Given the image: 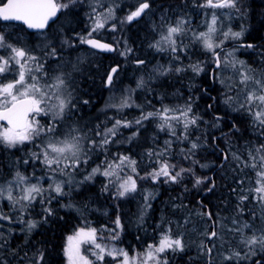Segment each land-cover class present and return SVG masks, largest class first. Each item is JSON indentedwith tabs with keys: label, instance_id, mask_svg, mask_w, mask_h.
<instances>
[{
	"label": "trees",
	"instance_id": "obj_1",
	"mask_svg": "<svg viewBox=\"0 0 264 264\" xmlns=\"http://www.w3.org/2000/svg\"><path fill=\"white\" fill-rule=\"evenodd\" d=\"M147 1L150 2V8L146 14L153 12V19L145 17L135 22H128L125 17L138 6V0H75V3L70 4L69 8L62 11L61 17L58 19L62 20L64 17V23L60 26L62 29L60 35L71 36V38L70 42L61 46V53L68 52L69 47L72 49L71 40L74 35L80 32L86 33V24L91 17L90 11L96 6H98V10L116 7L118 22L115 25L119 28L117 27L115 32L106 37L116 44L117 49L114 53L100 54L96 52V55H93L89 61L82 65V69L75 70L73 73L74 79L69 84V91L72 93L76 107L66 113L65 121H62L57 127L62 128L65 124L67 127L75 123L80 129L81 135L86 133L89 137L98 140L99 137L94 136L95 131H104L105 127L113 124L116 115H119L114 113L116 112L114 110L106 112L101 110L113 84L116 82L118 87L134 86L144 80V86L134 93V104L126 108L123 117L128 121H135L140 118L142 111L144 113L155 111L169 103H176L178 107L184 106L191 99L193 113L201 117V120L196 126L189 128V140L197 142L200 147L189 159H185L186 151L182 150L188 149L190 143L175 140L169 131H161L158 128L159 121L157 123L156 119H150L143 121L137 127L141 128L139 136L129 145L122 144L115 148L114 142L104 149L89 150V141H83L88 163L81 166L86 170L104 157H111L113 149H118L120 152L123 149L124 153H131L138 158V173L143 177L146 172L158 167L155 163L156 158H150L147 153L149 151L159 152L165 147V141L171 140V149L167 159L179 167L191 169V172H186L177 183H165L163 177L155 182L151 179H137L138 190L152 187L158 193L149 208L150 217L142 226H138L136 222L138 218L135 209L140 204L139 199L133 196L117 197V187L112 185H109L108 190L104 191V186L108 184V181L102 175H97L93 180L82 182L72 189L69 188L68 195L55 196L57 199L52 200L51 204L44 203L42 205L40 202L35 205L32 211L33 218L40 220L39 226L30 234L22 232L11 238L8 237L7 241L0 245V262L2 264H28V262L36 264L41 253L43 260L39 261V264H68L64 247L67 237L72 235L76 228L86 222L96 228H102L104 225H110L109 223L120 214L130 227L129 236H125L124 239L135 242V248L142 247L141 243L158 240L160 233L166 230L170 216L174 218L191 213L209 218L203 213L210 211L212 216L209 219L214 222L213 227L220 228L221 218L225 215L237 214V217L242 215L253 223H257L256 220H260L264 215V209H262L263 213L257 215V212H260V204L251 195L242 204L238 199L241 194H247L250 188L255 187L254 171L243 167L242 161L248 159L249 147L264 143V139H261L259 135L264 129L254 124L249 113L241 109V104L234 99L237 92L236 87L227 86L218 81L215 74L212 76L215 65L211 64L210 57L204 49L198 44H193V49L183 54L185 71H171L167 74H158L157 80L148 79L150 73L149 77L152 78L153 67L157 69L160 66L167 67L171 64L169 62L171 54L167 51L161 52L153 47L154 40H157L159 35V28L163 27L159 13L163 11L175 13V8L184 11L190 9L197 11L199 5L195 6L193 0ZM63 2H68V0H63ZM259 7L257 6L256 11L259 16L254 19L258 29L262 24L260 15L264 16V7ZM55 26H57V22L51 25L50 31H54ZM256 32L258 31L255 29L254 33ZM118 45L120 47L127 45L131 52L125 57L120 56ZM65 47H67L66 50ZM84 47L87 46L84 45ZM45 51L43 55L47 54L50 48ZM243 55L251 64H260L259 68L264 71V50H250ZM178 58L175 59L176 63L182 61V58ZM137 60H143L145 63L138 64ZM198 61L203 62L205 71L196 75L188 66ZM46 64L49 62L47 61ZM116 65H119L120 69L112 84L108 85L107 76ZM176 67H178L177 64L172 68ZM137 77L139 78L137 79ZM227 97H232L231 103H225ZM85 100L88 101L87 104L83 103ZM217 116L221 117L218 127L215 126L217 124L215 117ZM44 124L47 126L49 123ZM233 124L236 125L238 131L232 128ZM131 130L133 131V129ZM131 130L125 132L130 133ZM176 132L178 136L181 135V128L177 127ZM117 135H121V133L118 132ZM113 140L118 139L114 137ZM28 155L29 153L26 151L8 150L5 147H0V181L8 174L11 163L18 161H21L18 163H24L28 159ZM225 155L228 156L227 160H224ZM233 156H239L240 160L233 159ZM30 160L32 159L29 158L28 162ZM36 163L38 165V162ZM202 165H206V167H202ZM197 177L209 179L194 186ZM213 185L215 186L213 187ZM209 188L212 190L209 191ZM62 205H71V207H62ZM45 207H51L53 214L45 216L43 211ZM101 233L98 232V237ZM258 253L255 262L264 264V249ZM193 254L194 252L188 249L185 252L171 253L166 257L168 264H201L203 261L193 259ZM208 264L214 263L209 260Z\"/></svg>",
	"mask_w": 264,
	"mask_h": 264
},
{
	"label": "snow or ice",
	"instance_id": "obj_2",
	"mask_svg": "<svg viewBox=\"0 0 264 264\" xmlns=\"http://www.w3.org/2000/svg\"><path fill=\"white\" fill-rule=\"evenodd\" d=\"M75 3V0H0V20L3 21H22L29 29L44 30L49 26V21L54 20L57 17V13L64 9L69 8L70 4ZM238 0H205L201 7L211 9H235L237 7ZM150 8V4L147 0H138V6L134 11H131L125 17L128 22L140 17ZM113 16V9H108L107 12H97L96 8L92 9V28L88 32L86 37L77 36L82 44H88L94 49L102 51H115L112 45L103 43L98 39L92 38L94 32L99 31L105 27L106 22ZM217 16L212 14L210 23L207 25L206 32H199L194 36V39L199 41L203 48L212 54L214 63L217 69L222 65L231 63V66L239 73V83L247 88V85L251 83L253 87L251 90H245L244 103L240 105L241 109L246 110L252 117L253 123L257 124L261 129H264V80L255 79V77L248 74V71H241L236 67L237 62L229 61L227 57L222 61L217 49L223 46L224 40L229 38L235 40L242 34L241 32H232L231 30L223 33V40L219 43H215L213 40V34L216 33ZM186 21L179 19L174 25L164 28V35L160 37V40L156 42L153 47H156L159 51L166 50L161 45H167V50H170L175 54L178 50L183 51V48L177 46V38L184 32V25ZM115 26H113L114 30ZM67 43V41H65ZM251 48L253 45H247ZM48 48V45H45ZM0 49H6L7 54L0 56V75L9 70V66H17V78L11 82H0V143L6 147H15L17 145L25 144L26 142L34 143L37 139L41 141L38 145V151L31 153V159L39 161L45 169L51 174L49 179L51 183L47 188L37 183H31V179L34 177H28L16 172L11 181L5 184H0V198L7 199L11 202L13 209H18L19 212H24L32 205L38 197L40 202L51 204V201L56 197L49 195L46 199L44 194L55 193L56 196L68 195L64 191L65 186H71L73 183L72 173L78 171L82 164L88 163L87 152L85 151V140L89 141L88 149L106 148L110 143H114V137L117 136L121 127L128 128L132 124L141 125L143 121L150 119H158L160 123L158 128L161 131H169L171 136L177 141H188L190 147L186 150L185 159H189L194 154L195 150L200 147L197 142L189 140L188 130L190 127H194L201 120V117L193 113L192 101L189 99L184 106L170 108L162 106L155 111H149L142 114L139 119L135 121H127L116 119L110 128H106L104 131L96 130L94 133L95 139L89 137L86 133L81 135L80 129L70 127L67 133L61 136L57 135V125L65 119L66 111L70 112L71 109L76 107L73 102L72 93L68 91V81L70 80L71 73H60L54 77V82L51 84H44L41 86L40 78L36 75H32L35 72H42L43 65L38 62V57L32 55L30 50L24 48H17L11 44L5 42V36L0 33ZM131 52V49H126L121 55H127ZM50 57L57 56V50L51 48L47 53ZM234 53H228V57L233 56ZM177 59H179L177 57ZM138 64L143 65L145 61L137 60ZM241 67L244 66V62L240 61ZM31 65H35L33 68ZM188 67L197 75L203 71L200 63L189 65ZM73 70H76L73 65ZM184 68L176 67H163L157 68L155 71L163 73L175 71H184ZM117 69L113 68L111 73H116ZM46 75V74H45ZM31 81L29 83L28 81ZM113 81V75L108 74L107 84L111 85ZM145 81L141 80L137 87L144 86ZM130 97H124L119 105H112L117 110H122L125 107H130ZM232 97H227L225 103H231ZM87 104L88 101H83ZM139 107V106H138ZM209 107H212L209 105ZM51 115L52 122L47 126L41 125L40 121L36 119L39 115ZM70 118V117H69ZM221 117H215L217 121L216 127L219 126V120ZM177 127L181 128V135H177ZM232 128L237 130L236 125L233 124ZM137 133H133L129 140L134 138ZM261 139H264V131L259 133ZM172 141H165V147L159 152L149 151L147 155L155 157V163L158 167H154L152 171L146 172L143 177L139 175L136 168V160L127 155L117 154L113 156L111 161L107 159L102 161L100 165H97L91 170V172L84 177L85 181L91 180L97 174H100L106 178H109L108 184L104 186V191H107L109 185L116 186V196L123 197L128 193L135 192L137 190V179H151L152 181H159L162 177L165 183H177L183 177L186 172H191V169H185L179 167L177 164L171 163L167 156L171 149ZM248 159L242 161V166L250 168L254 171L255 187L250 188L247 194H241L238 199L241 204L249 199V195L252 196L259 204L264 206V143H260L257 146L248 148ZM225 160L228 156L225 155ZM233 159L240 160L239 156H233ZM25 164L28 161H24ZM179 167V170L177 168ZM206 167V165H202ZM103 169V170H102ZM125 169H129L133 175H127L122 178L120 173ZM67 177V179H59L56 177ZM135 177V178H134ZM209 178L197 177L195 179L194 186L204 183ZM243 183V181H241ZM215 185H213L214 187ZM14 187L18 189V195L13 194ZM209 191L212 189L209 188ZM147 199V198H146ZM147 206V205H146ZM62 207H71V205H62ZM239 209V205L237 206ZM45 216L53 214L51 207H45L43 209ZM242 211V209H240ZM211 218L212 213L209 211L203 213ZM12 217L0 213V220L12 221ZM21 223L26 225L27 232H31L37 227L38 221L30 220L23 221ZM235 224L236 221H233ZM116 229L122 228L120 218L114 222ZM243 228H251L250 225L245 224ZM242 227H236L234 231L240 235L241 244L248 248V252L243 255L239 251H232L229 255L223 257L225 261H239L241 259H248L252 255H255L257 248L264 249V230L259 234L253 232L250 236H245ZM98 230L97 228L88 226L79 227L72 235L67 237L66 245L64 247V254L67 257L68 264H95V262L104 261L105 256L112 257L115 264H168V258L164 255L168 252H183L185 248L184 241L181 236H173L171 228L160 233L158 240L154 243L147 245L146 249L142 252H137L130 255L128 251L111 247L98 243ZM0 233V237H2ZM218 234L216 231L209 233V237H216ZM119 233L113 229L111 239L117 240ZM89 244L94 246V251L90 254L94 257V260L88 258V256L82 253V245ZM210 253L212 249H207ZM43 260V254L37 258L36 264ZM2 264V262H0Z\"/></svg>",
	"mask_w": 264,
	"mask_h": 264
},
{
	"label": "rangeland",
	"instance_id": "obj_3",
	"mask_svg": "<svg viewBox=\"0 0 264 264\" xmlns=\"http://www.w3.org/2000/svg\"><path fill=\"white\" fill-rule=\"evenodd\" d=\"M205 0H193V4L195 6L199 5L198 10H181L179 8H175L174 12L175 13H167V12H160L159 17L160 21L162 22L163 27L159 28V35L157 37V40H154V45L156 44L157 41L160 40V37L164 35V28L170 25H174L177 20L183 19L186 21L184 25V32L179 35L177 38V46L179 48H183V51H177L175 54H173L170 50H167V45H161L164 47L166 50L161 51V52H168L170 55V65L167 67H173V65H176L180 68H183L184 65V57L183 54L187 53L189 50L193 49V44H198L202 48V44L194 39V36L198 34L199 32H206L207 31V25L210 23L212 14L215 13L217 16V24H216V33L213 34V40L215 43H219L221 40H223V33L231 30L232 32H241L243 31V34L238 38V39H231L229 38L228 40H224L223 46L219 49H217V52L220 51V56L222 61L225 59V57L228 58V60L235 61L237 62L236 67L239 68L241 71L245 70H250L248 71V74L255 77V79H260L264 80V71L261 70L259 67L258 63L255 65L251 64V62L244 57V53L249 52V48L242 47L237 45L238 42H242L246 39L250 27H249V22H248V16H249V10L244 9V6L240 5L237 3V6H241L242 9L237 11L235 9H211V8H206V7H201L203 5ZM97 12L103 11L107 12L108 9H113V16L111 19H109L105 27L103 29H100L97 32H94L92 35H102L103 37H107L110 33L115 32L116 28L119 26H116L118 22V15L116 13L117 8L116 7H109L106 9H100L98 10V6L95 7ZM93 9V8H92ZM135 8L132 9L134 11ZM196 12V13H195ZM90 16H92V11H90ZM146 19H153V12H148L146 16L144 15L143 18ZM142 18V19H143ZM168 18V19H167ZM166 20L167 23H166ZM140 21V20H139ZM64 23V17L61 20L57 21V26H55L54 31H49V32H42V33H36L35 35H28L25 31L24 26L18 24V23H3L0 21V33H2L5 36V42L7 44H11L14 47L17 48H24L26 50H30L32 55H35L38 57V62L43 65V70L42 72H33L32 75H36L38 73V77L40 78V84L43 86L44 84L48 83L51 84L54 82V77L60 73H71L70 80L68 81V91H69V84L72 83L73 81V73H75V70H73V65H75L76 70L82 69V65L89 61L93 55H96L97 53L88 47L87 44H82L79 39H77V36H82L86 37L88 35V32L91 31L92 28V20L89 18V21H87V28H86V33H77L72 37V49L69 47L68 52H63L61 53V46L65 44V41L70 42L71 36H65V35H60V31L62 30L60 26ZM160 24V23H159ZM161 25V24H160ZM113 26H115L113 30ZM25 30V31H24ZM82 34V35H81ZM116 34V33H115ZM61 40V42H59ZM124 40V39H123ZM45 45H48V48H55L57 50V56H60V59H55L54 57H50L47 54L43 55V52H46ZM84 45H87V47H84ZM128 48L127 45H122L121 47L118 45V51L120 56H126V55H121L122 52H125L126 49ZM67 47H65V50ZM204 49V48H203ZM205 53L210 57V62L212 65H215L214 63V58L211 53H209L207 50H205ZM228 53H234L233 56L228 57ZM7 50L6 49H0V56L6 55ZM128 54V53H127ZM67 55V56H66ZM70 55V56H69ZM56 56V57H57ZM262 56V55H260ZM176 57L182 58V61H179L178 63L175 62ZM263 57V56H262ZM203 59V58H202ZM257 59V58H256ZM260 60V58H258ZM49 62V64H46V62ZM240 61L244 62V66L241 67L239 64ZM203 68V71L200 73H203L205 71V66L202 61H198ZM192 65V64H191ZM258 65V66H257ZM33 68H35V65H31ZM14 67V68H12ZM165 67V68H167ZM152 68V67H151ZM13 69L14 74L12 72V76H10V71ZM153 73H152V78L148 76V79H154L157 80L158 74H161V72H157L156 67H153ZM17 71L18 67L17 66H9V70L6 71L4 74H6V77L8 79L2 80L1 78L4 76V74L0 75V82L2 83H7L11 82L13 79L17 78ZM185 71V70H184ZM183 72V71H181ZM168 73V72H167ZM163 73V74H167ZM46 74V75H45ZM196 74V73H195ZM197 75V74H196ZM199 75V74H198ZM215 77L218 81L223 82L227 86H235V90L237 91L235 93L234 99L239 103L242 104L244 103V95L243 92L245 90H251L253 85L249 83L247 85V88H245L244 85H241L239 83L240 76L239 73L236 71L231 66V63H228L226 66L222 65L221 68L216 69ZM135 78V77H134ZM139 77H137L138 79ZM31 83V81H28ZM138 85V84H137ZM137 85L134 86H124V87H118L116 85V82L113 84V87L110 89V93L108 95V98L105 102V105L102 107L101 110H114L116 114H119L118 116L116 115V119L120 120H126L125 117H123V114L126 110L125 107L122 110H117V108L112 107V105H119L124 97H130L129 103L131 106L134 104L135 97L134 93L136 90H138L140 87H137ZM167 107L170 108H175L178 107L176 103H169L166 105ZM181 107V106H179ZM67 113V111H66ZM113 113V115H114ZM114 120V119H113ZM65 121V119L63 120ZM128 121V120H127ZM158 123V119H156ZM43 123H51L52 122V117L51 115H47L44 117L42 120ZM68 122V121H67ZM160 122V121H159ZM45 126V124H43ZM114 123V121H113ZM112 125L105 127L110 128ZM70 127H75V123L69 125L66 127V124L64 127H57V135L61 136L62 134L67 133L70 129ZM139 126H131L128 128L121 127L119 129V132L121 135H117L116 138L118 140H115L114 146L117 148L118 146L122 144H130L133 142L138 136L141 128H137ZM133 129V131L131 130ZM126 130H131L130 133H126ZM133 133H137V135L129 140V137L133 136ZM172 138V137H171ZM41 141L37 139L34 143L28 142V159L31 157L32 152L38 151V145H40ZM19 147V145L15 146V148ZM117 154H122V155H127L131 157L132 159L136 160V168L137 172L139 169V161L138 158L134 157L131 153H124L123 149L121 152L118 149H113V155L109 158H103L101 161L97 162L94 164L92 167H89L85 170L83 166H80V169L78 171H75L72 173V180L73 183L72 185L65 186L64 191L67 193L69 191V188L72 189V187H77L79 184L82 182H87L84 180V177H86L93 168H95L97 165H100L102 161L108 160L111 161L113 156ZM28 159H26L28 161ZM25 160V161H26ZM33 161V162H32ZM21 162V161H18ZM14 162L11 163V167L8 170V174L5 176L3 180L0 181V184H5L8 181H11L12 178L15 176L16 172L19 171L25 176L28 177H34L31 179V183H37L39 181L40 185L43 186L44 188L48 187V184L51 183V179H49V176L51 175L47 169L43 167V165L39 161H34L30 160L27 164L25 163H18ZM38 162V165L37 163ZM24 167V168H23ZM84 168V170H82ZM103 170V169H102ZM10 172V173H9ZM77 172H82V173H77ZM100 175V174H97ZM96 175V176H97ZM122 178H125L127 175H133L129 169H125L124 172L120 173ZM94 176V177H96ZM94 177L91 179L93 180ZM106 178V177H105ZM57 180L59 179H67V177H56ZM88 180V181H91ZM108 181L109 178H106ZM13 194L18 195V189L14 187L13 189ZM56 196L55 193H45L44 197L45 199L49 196ZM158 193L156 190H154L152 187H145L141 190H136L135 192H131L126 194L125 196H133L139 199L140 204L137 206V209L135 211L137 212V218L138 221V226H142L146 223V220L150 217L149 212H150V207L152 201L157 197ZM66 196V195H63ZM127 198V197H126ZM147 198V199H146ZM40 197H38L35 201H33L32 205L28 207V209L24 212H19L18 209L14 210L13 206L10 201L4 198H0V213H3L4 215L11 216L13 219L12 221H6V220H0V233H2V237H0V245L3 244L4 242L7 241L8 237L11 238L15 235H19L20 233H25L28 234L25 229L26 225L24 223H21L20 220L21 218L23 221H30V220H36L38 221V225L40 224V220H37L33 218L32 211L35 207L36 204L40 203ZM57 197L53 200H56ZM52 202V201H51ZM147 205V206H146ZM260 212H257V215L263 213L264 206L260 204L259 206ZM40 215V214H39ZM40 217V216H39ZM120 218V222L122 225V228L116 229V226L114 224L115 220L111 221L109 224L110 225H104L102 228H98L99 230H102L100 232L101 235L98 237L97 242L101 243L102 245H106L108 248L111 247H116V248H121L129 252L130 255H133L137 252H142L144 249H146L147 245L150 243L156 242V239L150 241L149 243H141L142 247L140 248H135V242L133 241H127L124 239V237H128L130 233V227L128 224H126L123 216L120 214L118 216ZM233 221H236L234 224ZM257 223H253V221L246 219L244 216L239 215L237 217V214L235 215H225L221 218V225L219 227H213L214 222L211 221L209 218H205L202 215L198 214H184L183 216H176V217H169V222L167 224L166 230L171 228L173 236H181L185 248L184 251L190 249L194 252L193 254V259L197 260H202L201 264H208V261L210 260L214 264H223L227 263L229 261H225L223 259L224 256L229 255L232 251H239L243 255L244 253L248 252V248L244 247L241 244V237L239 234H237L234 229L236 227H242L245 224H248L251 226V228H243V233L245 236H250L255 232L256 234H259L262 230H264V215L259 219L256 220ZM87 224L88 226L96 228V226L91 225L90 223H84L81 224L79 227L85 226ZM36 227V228H37ZM78 227V228H79ZM34 228L30 233L34 232L36 230ZM78 228H76L74 231H76ZM115 229L119 233V237L117 240H112L111 235H112V230ZM212 231L217 232V236L210 238L209 233ZM29 233V234H30ZM228 241V242H227ZM132 242V243H130ZM207 249H212V251L209 253ZM94 246L85 244L83 246V251L82 253L86 256H88L89 259L94 260V257L90 254L92 251H94ZM262 250L260 248H257L255 250V255H252L248 259H241L239 261L233 260L229 263H238V264H254L255 260L257 259L259 255V251ZM173 254V252H168L165 253L164 255H170ZM32 260V259H31ZM28 264H30L28 262ZM95 264H115V261H113L112 257L105 256L104 261L102 262H95ZM197 264V263H193ZM200 264V263H199Z\"/></svg>",
	"mask_w": 264,
	"mask_h": 264
},
{
	"label": "flooded vegetation",
	"instance_id": "obj_4",
	"mask_svg": "<svg viewBox=\"0 0 264 264\" xmlns=\"http://www.w3.org/2000/svg\"><path fill=\"white\" fill-rule=\"evenodd\" d=\"M238 3L240 5H242V6H244V9H246V10L248 9L249 10V16H248L249 20H248V22H249L250 31H249L246 39L244 41H242V42H238L237 45L242 46V47H246V48H249V47H247V45H253V47L249 48V50H251V51L264 50V16L260 15V21H262L261 22L262 24L259 27V29L257 27V24H255V20H254L256 16H259V13L256 12L257 11V6H260L259 8L264 7V0H238ZM240 9H242L241 6H237L236 7V10L237 11L239 10V12H240ZM254 12H255V14H254ZM0 21H2L3 23H7V21H3V20H0ZM8 23H13V22H8ZM18 24H20V23H18ZM20 25L24 26L23 24H20ZM23 28H25V30L27 31L26 33L28 35H32L33 36L36 33L49 32L51 26H50L49 29H47L45 31H41V32H31L25 26ZM255 29L258 32L254 33ZM92 36H96V37L108 40V39H106V37H103V36H99V35H92ZM85 46H87V45H85ZM94 51L98 52L100 54H111V53H106V52H99V51H96V50H94ZM54 58L59 60L60 56H57V57H54ZM12 68H14V67H12ZM12 72L14 74L13 69L10 71V76H12ZM1 79L2 80H6L8 78L6 77V74H4V76ZM44 117H45V115H43V114H41V115L36 117V119H38L40 121L41 125L43 123L42 120L44 119ZM28 146H29L28 142H26L25 144L19 145V147H17V148H15V147L9 148V147H6L4 144L0 143V147H2V148L5 147L8 150H21L22 152L27 151ZM83 246L84 245H82V249H81L82 251H83ZM254 264H262V263L255 262Z\"/></svg>",
	"mask_w": 264,
	"mask_h": 264
},
{
	"label": "water",
	"instance_id": "obj_5",
	"mask_svg": "<svg viewBox=\"0 0 264 264\" xmlns=\"http://www.w3.org/2000/svg\"><path fill=\"white\" fill-rule=\"evenodd\" d=\"M148 3L150 4V2H148ZM147 10H148V9H147ZM147 10L145 11L144 14H142L140 17L134 19V20L131 21V22H135V21H139V20H141V19L144 17V15L146 14ZM61 14H62V11H61V12H58V13H57V17L54 18V20L49 21V26L46 27L44 30L29 29V28L27 27V25H25L22 21H7V22H14V23H20V24H23V25H24L29 31H31V32H41V31H45V30L49 29L50 26H51L53 23H55V22L60 18ZM92 38H94V39H98V40H100V41L103 42V43H107V44L112 45V47L115 49V51H116V49H117L116 44H114L112 41L105 40V39H102V38H99V37H96V36H92ZM87 45H88V44H87ZM88 46L91 47L90 45H88ZM91 48H92V47H91ZM92 49H94V48H92ZM94 50L99 51V52H106V53H113V52H115V51H102V50H99V49H94ZM218 53L220 54V51H218ZM113 68H116V69H117V71H116V73H117L118 70L120 69V66H119V65H116V66H114ZM113 68H112V69H113ZM215 69H217L216 66H214V69L212 70V76H214V74H215ZM116 73H111V72H110V74L113 75V79H114V76H115ZM224 157H225V156H224ZM224 160H225V158H224ZM221 165H222V164H221ZM211 238H213V237H211Z\"/></svg>",
	"mask_w": 264,
	"mask_h": 264
}]
</instances>
